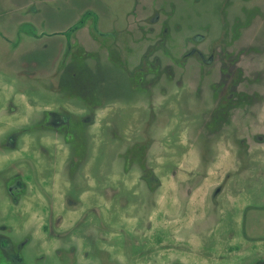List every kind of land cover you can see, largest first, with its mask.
Returning a JSON list of instances; mask_svg holds the SVG:
<instances>
[{
    "label": "rangeland",
    "instance_id": "obj_1",
    "mask_svg": "<svg viewBox=\"0 0 264 264\" xmlns=\"http://www.w3.org/2000/svg\"><path fill=\"white\" fill-rule=\"evenodd\" d=\"M0 264H264V0H0Z\"/></svg>",
    "mask_w": 264,
    "mask_h": 264
},
{
    "label": "water",
    "instance_id": "obj_2",
    "mask_svg": "<svg viewBox=\"0 0 264 264\" xmlns=\"http://www.w3.org/2000/svg\"><path fill=\"white\" fill-rule=\"evenodd\" d=\"M83 20H84V19H82L81 22H79V23L73 25L72 27H70V28L65 32V34H66V35H70V34L72 33V31H73L75 28H80V27L82 26V24L84 23Z\"/></svg>",
    "mask_w": 264,
    "mask_h": 264
},
{
    "label": "flooded vegetation",
    "instance_id": "obj_3",
    "mask_svg": "<svg viewBox=\"0 0 264 264\" xmlns=\"http://www.w3.org/2000/svg\"><path fill=\"white\" fill-rule=\"evenodd\" d=\"M71 27H72V26H71ZM68 29H69V28H68ZM68 29H67V30H68ZM76 29H77V28H75V29L72 31V33H73ZM67 30H66V31H67ZM66 31H65V32H66ZM65 32L63 33V35H65V36H67V37L70 36V35L72 34V33H71L70 35H66Z\"/></svg>",
    "mask_w": 264,
    "mask_h": 264
}]
</instances>
